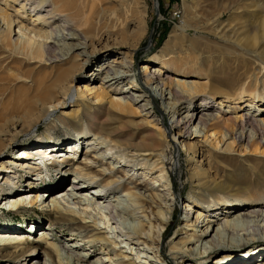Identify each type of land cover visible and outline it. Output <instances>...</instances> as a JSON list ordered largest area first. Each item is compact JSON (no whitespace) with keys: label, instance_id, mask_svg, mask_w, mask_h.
I'll use <instances>...</instances> for the list:
<instances>
[{"label":"bare ground","instance_id":"bare-ground-1","mask_svg":"<svg viewBox=\"0 0 264 264\" xmlns=\"http://www.w3.org/2000/svg\"><path fill=\"white\" fill-rule=\"evenodd\" d=\"M5 2V5L10 7L9 2ZM125 2V5L118 9L117 5L115 6L107 0H23L20 5L24 11H35L33 15L37 14L35 19L34 16L30 17L31 26L15 20L13 13L0 5V17L3 21V26L0 27V70L6 65L19 69L13 63H28V67L21 70L23 74L19 81L29 80L28 83L26 82L28 85H22L25 90L23 96L16 95L11 98L14 101L3 102L6 92L9 88L11 91H15L16 84L13 78L7 80L5 76L0 75V102L5 108L0 113V156L10 150L11 144L21 133L50 119L59 105L71 107L68 111H64L63 115L65 114L67 117L68 125L81 136L75 142L68 143L69 146L63 141L55 142L51 139L53 144L51 147L37 146L30 149L29 146L19 150L15 155H11L10 159L2 160L0 162V198L5 195L3 193L5 183L13 186L15 190L18 188L20 175L23 172L25 176L31 175L28 178L31 182L26 181L27 187L32 184L38 186V184L47 183L46 179L44 180L43 172H40L41 163L46 164L45 159L56 160L57 158L58 162H67L71 157H75L83 144L86 147L82 160L77 161V166L74 167L75 175L71 181V192L66 194L65 191H61L58 194L64 193L65 197H68L67 201L71 199L74 204L94 205L93 209L106 212L104 217L115 225L112 226V233L114 232L116 237H123L117 238L115 242L112 241L102 230L106 226H101V223L94 218L95 216H92L93 213L90 210L85 209L84 214L79 212L81 223H76L78 221L77 216L74 215L77 212L76 209L71 206L65 209L66 207L62 205L58 197H53L51 201L47 202V199H43L45 195L43 197L40 195L42 191H38L36 197V195L31 196L32 193L26 192V187H22L23 189L20 187L15 196L0 200V205L4 201L5 207H8V203H10L11 207L18 209L23 206L32 207L39 202L41 210L47 207L48 210L58 214L59 219L65 220L62 222L71 220L75 225L77 224L78 229H83L88 237H83L84 243L77 242L68 245L62 239L60 241V238H57L56 240L59 241L56 242L54 239L56 235L52 233L54 232L53 224L47 226L40 221L39 225L29 228L31 234H34V230L39 233L35 238L28 239L27 236L15 232L16 230L22 231L24 225L21 219L17 218L14 221L16 225L12 226L13 223H9L11 225H7V228L3 227L13 232L0 233V253L7 257L20 255L17 262L10 261L6 264H29L31 257H34L31 260H38L31 264H108L106 262L108 260L102 257H99L95 262L93 260L99 256V252L104 251V246L117 247V244L122 243L116 249V254L119 257L116 259L117 264H138V259L142 262L141 258L143 257H146L151 264H164L162 258L163 238L170 223L178 193L171 192L172 188L169 185L164 189H159V186L164 185L157 184L154 177L152 179L147 175H143V178L136 177L134 175H138L137 172H128L124 166H131L133 169L135 166L137 169L145 166L151 172L154 170V173L159 172L156 178H160V176L164 178L169 172L166 171L168 162L165 161L167 146L169 145L171 148L172 142L182 143L188 153L193 151L195 154L200 152L203 155V149L199 150L198 144L192 142L201 135L200 132L196 133V130L190 131V124L196 120L200 129L205 131L206 138V133L212 130L211 135L224 134L225 137L229 134L235 140L241 141L247 138V132H249L250 152L256 153L259 150L258 147L264 145V118L263 120L257 119L249 115V112L233 115L228 110H222L224 101L232 105L241 104L245 101L246 96L253 97L255 91L258 92L257 89L260 88V80H262L261 73L264 74V42L262 41L263 43L260 44L259 40L260 45L255 43L254 50L248 52V56L236 52L235 57L232 56L235 59V74L229 75L228 73L224 79H212L207 76L204 82L190 83L165 74L164 67L151 71V66L154 63H161L166 68L168 66L171 68L173 63H176L177 60L180 61V56H175L174 47L178 41L179 44L184 39L187 26L183 20L181 26L172 32L163 49L151 57L150 62L145 63L143 70L139 71L141 73L139 75L145 80L142 85H139L138 74L133 72V63L135 51L140 47L141 41L136 37L130 38L127 29L122 27V23L124 18L132 19L138 15L139 26H145L147 10L146 7L134 10L129 6V0H125ZM155 3L157 6L158 2L155 1ZM249 5L247 8L245 6L242 8L238 3L236 7L235 5L231 7L237 11L236 14L250 12L252 15L258 16L262 20L260 30L263 33L264 5L259 10L257 9L259 3L258 5L256 3ZM252 8L253 12H251ZM16 22L19 24L20 30H29L30 32L28 35L22 34L17 40H13L12 33ZM40 23H42L40 28L34 27ZM214 24L216 25L212 31L225 38L227 36L225 35L226 29L223 26L219 28L221 20H216ZM243 24L245 28L246 23L243 22ZM248 30L245 35L250 34ZM262 33H254L252 42H257L260 37H264V33ZM109 40H113L119 47L126 46L127 51L118 52L111 61L101 62L93 73L84 74V70L89 69L91 64L97 61L99 55L110 49ZM239 68L244 71H239ZM128 78H131L130 85L125 86L124 82ZM79 79L86 80L91 84L99 80L101 85L97 87L94 84H85L84 89L78 87L76 90L75 83ZM18 89L22 90L19 87ZM207 89L211 96L204 97L199 106L192 110H185V112L176 108L181 102L192 101L197 96L207 95ZM133 90L136 92L132 93ZM110 91L116 92V94L128 93L131 96L127 100L112 98ZM216 93L221 94L224 98H219L218 102H216L217 99H212L218 103V106L216 103H214L215 106H211L209 99L214 98ZM125 97L127 96L123 98ZM167 99L173 102H168L166 106L165 100ZM158 100L161 101V106L157 105ZM249 105L247 103V106ZM156 107L158 111L163 112L162 121L166 120V116L169 118L170 125L165 129L160 127V120L154 118V116L159 117L155 112ZM214 107H217V112H206ZM241 108L242 106H240ZM261 110L264 111L263 108ZM142 112L144 117L140 115ZM135 115L140 119L135 118ZM125 118L128 120L124 121ZM84 120L88 123L89 132H92L93 137L86 138L83 143L79 139L87 135L83 134L81 129ZM113 120L124 121L129 126V131L125 132L118 126H112L110 122ZM50 125H52L51 122ZM168 135H172V138L169 139ZM71 147L73 148L71 149ZM205 151L210 154V157L215 155L212 150ZM65 153H68L65 158H59L63 157ZM112 158L117 159V162L110 161ZM39 159L41 163L38 161ZM195 159L191 158V177L195 183L193 194L200 202L212 207L215 206L213 199H216L217 196L222 195L219 200L223 199L225 195L230 197L228 189L235 183L227 185V178L222 176L220 171H212L210 165L204 167L202 164H192ZM122 163H126V165H122ZM49 165L55 167L51 161ZM9 169H13L10 171L13 173L12 176L4 175V172ZM68 176L69 174L65 175L64 183ZM135 178H141L142 181L136 182ZM33 189L38 190V188L30 190ZM53 189L55 186L51 187L49 191H53ZM119 190H122L123 193H117L113 197L108 196ZM212 196L214 198L210 201ZM188 205L190 207V204ZM236 206L237 204L233 203L228 206L229 214L238 207ZM210 210L214 212L217 209ZM8 211L11 210L6 212ZM202 214L203 212L200 211L194 220L190 213L183 218L185 220V236L181 238V241H178V244L183 245L182 247L174 245L170 249L175 259H182L187 254H191L189 257L202 261L208 259L213 251L221 250L222 254L216 257L217 261H221L223 258L233 257L232 255L236 254L235 247H243L251 242L264 239V236L255 237L260 235L259 231L258 229L252 231L255 228L250 226L254 220L260 225V221L264 219L263 209L239 212L231 218H229L230 215L223 217L212 213L211 216L207 215L202 219ZM106 223L104 222V224ZM23 228H26V225ZM259 229L264 231V225ZM192 230L194 233H188ZM28 240H34L35 243H30ZM124 245H128L127 247L132 251L136 250V259L121 250ZM99 246H102L101 249ZM66 247V251L69 253L68 257L64 250ZM78 247L89 250V253H78ZM250 251L243 250L241 253L245 254ZM252 251L254 250L252 249ZM39 260H43V263H40ZM116 262L111 264H116Z\"/></svg>","mask_w":264,"mask_h":264},{"label":"rangeland","instance_id":"rangeland-1","mask_svg":"<svg viewBox=\"0 0 264 264\" xmlns=\"http://www.w3.org/2000/svg\"><path fill=\"white\" fill-rule=\"evenodd\" d=\"M5 1L9 2V6L5 5ZM23 0H0V5L2 8L7 9L11 13H13V18L17 20L18 22H23L26 25H30V17L34 16V19L37 18V14L33 15L32 11L25 10L21 7L20 2ZM108 2L115 4L116 7L121 8V6L125 5V0H107ZM156 2H158V5L156 6ZM245 1V2H243ZM252 2V3H250ZM239 7L242 8L245 6L247 8L250 3L258 5L259 8L264 5V0H129V6L134 10H139V8L143 9L146 7L147 10V16L146 17V25L141 27L139 26V16L135 15L136 17H133L132 19L124 18L123 23L122 20L120 21L122 23V27L128 31L129 37L132 39L136 37L140 42V47L135 51L134 54V63H133V72L135 71L138 74V84L142 85L144 83V78L139 75V71L143 70L144 64L150 62V58L153 57L155 54L159 53L166 41L170 39V36L172 32L175 30V28L180 27L184 20L186 23V32L184 35V39L178 44L176 43L174 50H175V56H180L179 60H177L176 63H173L171 65V68L168 66L166 68L161 63H154L152 64V70L155 69H162L164 67V71H166L165 74L171 75L172 78H178L180 81H186L190 83H196V82H204L207 79V76L212 77V79H224V77L229 73V75H234L236 68H235V55L236 52L239 54H245L244 56H248L249 53L254 50L255 43L262 44L264 42V37H260L257 42H252L253 34L258 32H261V25L262 20L255 15H252V13L248 12L236 14L237 11L232 9L231 6L236 7V4ZM245 3V4H244ZM249 5V6H250ZM261 5V6H260ZM230 6V7H229ZM8 7V8H7ZM29 5L27 6V8ZM229 7V8H228ZM197 8V9H196ZM22 9V11H20ZM251 10V8H249ZM248 9V10H249ZM133 10V11H134ZM236 11L234 13V11ZM243 10V9H242ZM247 11V9H244ZM249 10V11H250ZM18 11V12H17ZM135 12V11H134ZM242 12V11H241ZM253 12V8L252 11ZM250 13V14H249ZM117 15V14H116ZM242 15V16H241ZM118 16V15H117ZM240 16V17H239ZM254 16V17H253ZM125 17V16H124ZM235 17V18H234ZM238 18V19H237ZM242 18V19H241ZM244 18V19H243ZM246 19V22H245ZM216 20H221V26L219 28L226 29L225 38L216 35L212 28L214 27V22ZM242 20V21H241ZM126 23H125V22ZM131 21V22H130ZM134 21V22H133ZM37 22H40L37 20ZM119 22V23H120ZM130 22V23H129ZM244 23H246V27L244 28ZM120 23V24H121ZM218 23V22H216ZM233 23V24H232ZM41 24H37V26H34L36 28H40ZM236 24V25H235ZM3 26V21L0 17V27ZM44 27V25H42ZM225 26V27H224ZM249 26V27H248ZM5 27V26H4ZM50 29V28H49ZM232 29V30H231ZM237 29V30H236ZM249 29V30H248ZM228 30V31H227ZM250 31L249 35H245L246 31ZM134 31V32H133ZM30 31L29 30H20L19 24L16 22L14 24V32L12 33L13 40H17L19 37L22 36V34L28 35ZM228 32V33H227ZM244 32V33H243ZM131 35H130V34ZM264 33V32H263ZM262 33V34H263ZM133 34V35H132ZM249 37V38H248ZM39 39V38H38ZM251 39V40H250ZM254 40V39H253ZM191 41V42H190ZM263 41V42H262ZM110 49L103 53L102 55H99L97 61L91 64L90 68L87 70H84V74H91L95 71L98 65L101 64V62L104 61H111L113 59V56L117 54L118 52L127 51V47H119L115 44L113 40H109ZM259 44V45H260ZM264 44V43H263ZM254 45V46H253ZM190 46V47H189ZM262 51V49H259ZM258 51V53L262 54V52ZM249 52V53H248ZM117 56V55H116ZM232 56H234L232 58ZM177 58V57H176ZM234 59V60H233ZM100 60V61H99ZM182 60V61H181ZM179 62V63H178ZM183 63V64H182ZM196 65H195V64ZM15 66H18V68H14L13 66L6 65L2 70H0V75L5 76L7 80H14V83L16 84L15 91H11V88H9L8 92L4 95L3 102L8 101H14L11 100V98L16 95L23 96L25 94L24 87L22 85H28L29 80H25L26 82L19 81L22 78L20 77L23 72L21 70L26 69L28 67V63H13ZM25 64V65H24ZM194 64V66H193ZM10 67V68H9ZM9 68V69H8ZM244 71V69H240L239 71ZM141 74V73H140ZM261 79L260 80V88L255 91L253 97L246 96L245 101L241 104H230L228 102L224 101V106L222 110H228L229 112H232L233 115H240L242 113L249 112V115L254 116L257 119L263 120L264 118V111L261 109H264V74L261 73ZM10 78V79H9ZM131 78H128L126 82H124L125 86L130 85ZM13 83V82H12ZM96 85L97 87L100 86L99 80H96L92 82V84L86 80L79 79L76 80L75 88L79 87L80 89H84V85ZM21 85L22 87H20ZM22 88L21 89H18ZM74 88V90H75ZM109 90V88H107ZM140 91V90H137ZM136 91L133 90L132 93H135ZM15 93V95H12ZM77 93V91H76ZM112 94V98H122L124 100L129 99L131 96L127 94H116V92L110 91ZM140 93V92H139ZM12 96H11V95ZM207 95L197 96L195 99L187 100L185 102L179 103L176 108L182 109L181 112H185V110H192L194 107H197L200 105L202 99L204 97L211 96L208 89H207ZM263 94V95H262ZM133 95V94H132ZM93 96V95H90ZM89 96V97H90ZM124 96H127L123 98ZM260 96V97H259ZM262 96V97H261ZM133 98V97H132ZM219 98H224L221 96V94L216 93L214 98H210L209 105H214V103L218 102ZM212 99H217V101H212ZM165 104L167 106L168 102H173L172 100H165ZM0 102V113L4 111V107ZM143 103V102H142ZM247 103L250 104L247 106ZM157 105L161 106V101L158 100ZM169 105V104H168ZM171 106V105H169ZM216 106H218V103H216ZM233 106V107H231ZM236 106V107H235ZM240 106L242 108L240 109ZM71 108V107H70ZM69 105L62 106L59 105L58 108L52 113L51 118L47 121L41 122L37 127L21 133L18 138L11 144L10 150L0 156V162L2 160L5 161V159H10L11 155H15L19 150L29 147L30 149H34L37 146H46L51 147L53 145L51 142H59L63 141L64 144L68 145V143L75 142L78 137L80 138V134L75 132V130L68 125L67 123V117L65 114L63 115L64 111H68ZM217 107H214L210 110H206V112H217ZM155 112L159 116H154L155 119H159V125L162 127V129H165L167 126L170 125L169 118L166 116V120H163V112L161 113L158 111L157 107L155 108ZM85 114V113H83ZM141 116H143V112L140 113ZM85 116V115H84ZM135 118L140 119V117ZM139 116V115H138ZM144 117V116H143ZM128 119L125 118L124 121H127ZM114 121V122H113ZM110 123H112V126L120 127L123 131L128 132L129 126L125 124L124 121H117L113 120ZM50 122L52 125H50ZM121 124V125H120ZM81 129L83 131V134H87L83 138L79 139L82 140L84 143L86 138H89L90 136L93 137L92 132H89V125L84 120L81 124ZM120 125V126H119ZM195 131L196 133H201L199 137L192 140V142H195L198 144V149H203L204 154L198 152L195 154L193 151L190 153L186 152L185 147L180 143L179 141L172 142V147L170 148L169 145L167 146V156L165 158V161L167 163V172L166 176L162 178L158 176V171L154 173V171L151 172L148 167L143 166L141 169H137L135 166L134 169L131 166H124V169L128 172H137L138 175H134L136 177H144L143 175L149 176L151 179L154 177L155 181H157V184L162 183L164 186H159V189H164L167 185H169L172 188L171 192H176L178 195L176 196L177 199L175 201V204L173 206V212L171 214V220L169 225L167 226L166 233L163 238V262L164 264H264V239L258 240L256 242H251L243 247H235L234 252L236 254L232 255L233 257L229 258H223L221 261H217L216 257L220 254H222L223 251L216 250L213 251L208 259H203L200 261L197 258H191L187 254L182 259H175L173 255L170 252V249L177 245L179 247H182L183 244H178V241H181V238L185 236V220L183 218L190 213L191 217H195L198 215L200 211L203 212L202 219L210 215L212 213L219 215V216H225L230 215L229 218L234 217L235 214L239 212H249L253 209H263L264 210V145L258 147V151L254 153L253 151L250 152V145H248L249 140V132H247V138L243 139L241 141L235 140L232 136L219 134L217 136L211 135L212 130L208 131L206 133L207 138L204 136L205 131L200 129V125L198 124V121H194L192 124H190V131ZM168 138L171 139L172 135H168ZM67 140V141H66ZM49 142V143H47ZM233 144V146H232ZM81 145V144H80ZM63 147V146H60ZM78 153L75 154V157H71L68 159L67 162H58L59 156L55 157L56 160H46V164L41 163V160L38 161L41 163V169L40 172H43L44 174V180L46 179L47 183H42L41 185L38 184V186H34L32 184L28 187L26 186V181L29 183L31 175L25 176L23 173L20 175V181L18 183V188L26 187V192L32 193L31 196L37 197L38 191L41 192V197L43 199H47L46 201L49 202L53 199V197H58L62 205L66 207L65 209H68L69 206L76 209V215L78 221L81 223V218L79 217V212L83 213V211L90 210L93 214L92 216L98 220V222L101 223V226H106V228H103L102 230L105 232V234L110 237L112 241H116V239H120L123 237H116L115 233H112V226H115L111 223V221L108 222V219L104 217V214L106 212H100L99 209H93L94 205L87 206L85 204L81 203H73L74 201H67L68 197H65L64 193L71 192V181L74 179L75 171L74 167L77 166V161H81L83 158V154L85 151L86 146H81ZM73 147H71L72 149ZM63 149V148H61ZM205 150L213 151L215 155L213 157H210L209 153H206ZM70 153V152H68ZM68 153L63 154V157L59 158H65ZM82 153V154H81ZM73 156V154H71ZM47 157V155H46ZM44 157V158H46ZM196 158L195 161L192 163L202 164V166L207 167L210 165V169L212 171L218 170L220 171V174L222 176H226L227 185L230 183L232 184L228 191L230 197L228 195H225L223 199L219 200L221 196H217L216 199L212 196L213 202L215 206L209 207L208 204H202L200 200L193 194L195 183L194 180L191 177L192 174V165H191V158ZM53 160V161H52ZM50 161L52 164L54 163V166L49 165ZM109 161V160H108ZM110 161L117 162V159ZM6 164V163H5ZM45 165V166H44ZM122 165H126L122 163ZM123 167V166H122ZM136 168V169H135ZM144 168V169H143ZM62 169V170H59ZM13 169L7 170V172H4V175H10L13 173H10V171ZM68 172V173H67ZM229 173V174H228ZM68 175V179L65 181V175ZM231 174V175H230ZM117 175H120L117 173ZM233 176V177H230ZM71 178V179H70ZM232 179V180H231ZM165 180V181H164ZM134 181H142L141 178H135ZM232 181V182H231ZM31 182V181H30ZM164 182V183H163ZM6 185V186H5ZM53 191H49L50 188L54 187ZM18 188L15 190L13 186H9L7 183L4 184V190L3 193L5 195L1 196L0 200L2 199H9L12 196H15V194L18 191ZM31 188H38V190H30ZM61 191H65L63 194H58ZM168 192V190H166ZM122 194L123 191L119 190L116 191L114 194H109L108 196L113 197L115 194ZM237 194V195H236ZM56 195V196H53ZM235 195V196H234ZM243 195V196H241ZM61 196V197H60ZM194 196V197H193ZM237 197V198H236ZM81 202L80 200H78ZM46 202V203H47ZM222 202V205H221ZM83 203V202H82ZM220 203V204H219ZM237 204V208L232 211V213L229 214V208L228 206L231 204ZM39 202L35 203L32 207L30 206H23L18 209L11 207V204L8 203V207L4 206V201H2V204L0 205V233L1 232H13L9 229H4L3 227L7 228V225H11L9 223H13V225H16L14 223L15 219H21L22 224L26 225V228L22 227V231L16 230L15 232H18L19 234L25 235L28 237V239L35 238L37 236V231H34V234H31L29 232V228L31 226H37L39 225L38 222H44L45 225L53 224V230L56 236H54V239L60 238L68 245L74 244V243H84L83 237H88L83 231V229H78L79 227L77 224L71 222V220H67V222H62L65 220L59 219L58 214L46 209L41 210L39 207ZM190 204V207L189 205ZM10 205V206H9ZM4 208H1L3 207ZM210 209H217L216 211H211ZM7 210H11L6 212ZM15 212H12L14 211ZM209 210V211H208ZM100 213V214H99ZM84 214V213H83ZM107 214V213H106ZM261 218V217H260ZM104 219V220H103ZM90 220H93L90 218ZM132 220V219H131ZM104 222H107L104 224ZM18 223V222H17ZM92 223V222H91ZM3 224V225H2ZM254 224V225H253ZM203 225V224H201ZM200 225V226H201ZM258 222L255 220L253 223L250 224L252 228V231H256L258 229L259 234L255 237L264 236V231H260L259 228H261L262 225H264V219L260 221V225L258 226ZM40 229V227H39ZM25 230V231H24ZM29 232V233H27ZM188 233H194V231H188ZM39 235V234H38ZM31 236V237H30ZM53 238V237H52ZM59 241V240H58ZM56 240V242H58ZM30 243H35L34 240H28ZM123 244V243H122ZM117 244V247H105L104 251L101 253H98V257L93 260L94 262L99 259V257H102L108 261H106L108 264L115 263L116 259H119V257L116 254V249L119 248L120 245ZM125 244V243H124ZM115 245V244H113ZM103 246V245H102ZM102 246H99L100 249ZM128 245H124V247H121V250L125 251L131 258H137V255L135 254V249L132 251L131 248L127 247ZM251 246V247H250ZM27 247V246H26ZM90 248V246L88 245ZM136 247V246H135ZM247 248V249H246ZM85 249V248H84ZM83 248L78 247V253H89V250H84ZM252 249L254 251H252ZM67 250V247L64 249ZM243 250H251L250 252H245V254H242L241 252ZM132 251V253H131ZM93 252V250H92ZM67 253V251H66ZM28 254V253H27ZM68 254L66 256L68 257ZM152 255V254H150ZM20 256V255H19ZM19 256L14 257H7L4 254L0 253V264H6L10 261L17 262L20 258ZM207 256V255H206ZM34 259V257L30 258L31 263H35V261L38 260H31ZM238 259V260H237ZM67 261V259H64ZM138 264H143V262H146L144 264H149V260L146 257L141 258L142 262L139 261ZM235 260V261H234ZM32 261V262H31ZM217 261V262H216ZM40 263H43V260H39ZM117 264V262H116ZM151 264V263H150Z\"/></svg>","mask_w":264,"mask_h":264}]
</instances>
